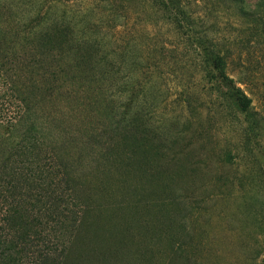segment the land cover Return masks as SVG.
Masks as SVG:
<instances>
[{
	"label": "rangeland",
	"instance_id": "rangeland-1",
	"mask_svg": "<svg viewBox=\"0 0 264 264\" xmlns=\"http://www.w3.org/2000/svg\"><path fill=\"white\" fill-rule=\"evenodd\" d=\"M173 1L172 10L163 13L145 0H16L24 10L13 12L27 15L29 7L42 11L45 3L51 6L49 13L79 21L84 35L103 46L101 54L109 53L120 64L115 77L122 76L127 84L124 96L117 97L121 90L113 79L57 54L52 60L59 61L47 66L51 89L32 100L30 109L20 105L25 111L13 137L0 145V161L7 150L13 159L19 157L18 148L7 144L22 140L20 132L28 127L35 133L40 124L48 142V147L41 144L43 151L77 147L79 158L98 156L107 137L94 140L104 132L108 114L120 100L138 93L132 103L151 109L157 132L164 130L158 140L167 146L156 169L143 174L154 176L143 186L145 196L131 192L122 201L123 184H138V172H129L123 182L122 172L112 170L104 182L107 191L95 193L92 217L102 223L171 220L176 235L181 226L186 231L183 247L169 259L160 249L145 250L143 245L130 251L113 247L112 252L121 254L120 264H136L140 254L147 264H264V1ZM177 5L187 18L178 14ZM2 14L8 18L12 13ZM169 21L182 27L174 29ZM129 62L132 66L125 69ZM224 74L251 100L254 128L227 95ZM14 78L6 73L9 88ZM178 124L184 129L180 133L174 128ZM116 193L120 197L113 201ZM142 195L147 200L140 202ZM171 195L175 202L169 208L158 205Z\"/></svg>",
	"mask_w": 264,
	"mask_h": 264
},
{
	"label": "trees",
	"instance_id": "trees-1",
	"mask_svg": "<svg viewBox=\"0 0 264 264\" xmlns=\"http://www.w3.org/2000/svg\"><path fill=\"white\" fill-rule=\"evenodd\" d=\"M145 1L159 6L163 13L170 12L174 3L173 0ZM49 7L43 4L44 13L29 7L24 15L13 12L15 8L24 10L16 0H0V145L13 137L15 123L22 118V110L25 111L20 105L24 103L30 109L32 100L51 89L47 66L59 61L52 60L57 54L70 58L73 65L80 64L78 68L91 66L99 74L113 79L121 90L117 97L124 96L126 91L127 80L123 82L122 76L115 77L121 71L120 64L112 62L109 53L101 54L104 48L100 42L95 37H86L81 31L84 25L80 27L79 21L53 15L48 12ZM5 10L12 13L8 18L2 14ZM176 11L187 18L179 5ZM174 22L169 21L174 29L182 27L179 21L175 25ZM38 24L45 28L38 29ZM130 64L125 65V69L132 66ZM9 72L15 74L10 88L6 80ZM222 83L227 95L254 128L257 120L250 110L251 100L228 75L224 74ZM138 97L137 93L127 96L126 101L118 100L120 104L108 114L104 132L97 134L94 140L96 143L107 137L98 156L79 158L77 147L43 151L41 144L48 147V142L41 124L35 128V133L32 127L20 132L22 140L9 141L7 146L17 147L19 157L13 159L11 150H7L0 161V264H98L101 261L109 264L114 257L116 264H120L121 254L112 252L113 247L130 251L142 245L145 250L147 247L160 249L166 259L179 252L184 245L186 227L181 226V232L176 235L177 229H173L175 224L171 220L134 222L122 219L102 223L92 217L97 212L95 193L102 188L107 191L104 182L113 174H109L112 170L122 172L123 182L129 172H138V184L125 187L123 184L122 201L129 199L131 192L145 196L143 186L151 183L154 176L149 178L143 174L156 169V162L167 146L165 141L158 140L160 135L164 136V130L157 132L151 109L143 102L132 103ZM128 104L131 107H125ZM179 125L174 127L178 129L176 133L184 130ZM167 131L171 135V129ZM91 176L96 178L90 180ZM109 196L108 191L106 198ZM144 196L138 201L147 200ZM174 196L158 205L169 208L175 202ZM119 197L116 193L110 199L116 201ZM139 259L136 264H147L142 254Z\"/></svg>",
	"mask_w": 264,
	"mask_h": 264
}]
</instances>
